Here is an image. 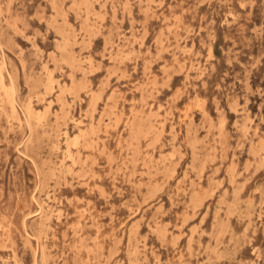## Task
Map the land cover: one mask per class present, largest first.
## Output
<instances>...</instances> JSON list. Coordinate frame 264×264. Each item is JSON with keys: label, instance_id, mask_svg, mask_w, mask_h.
Masks as SVG:
<instances>
[{"label": "rangeland", "instance_id": "1", "mask_svg": "<svg viewBox=\"0 0 264 264\" xmlns=\"http://www.w3.org/2000/svg\"><path fill=\"white\" fill-rule=\"evenodd\" d=\"M0 79V264H264V0H0Z\"/></svg>", "mask_w": 264, "mask_h": 264}, {"label": "bare ground", "instance_id": "2", "mask_svg": "<svg viewBox=\"0 0 264 264\" xmlns=\"http://www.w3.org/2000/svg\"><path fill=\"white\" fill-rule=\"evenodd\" d=\"M103 20V19H102ZM96 22V21H95ZM88 41V40H87ZM116 44V43H115ZM64 46V45H63ZM1 80V79H0ZM58 82V81H57ZM1 85H2V83H1ZM5 90V89H4ZM14 90V89H13ZM6 92V91H5ZM14 92V91H13ZM6 94V93H5ZM97 94V93H96ZM12 96V95H11ZM8 97V96H7ZM95 97V96H94ZM94 97H92V98H94ZM97 100V99H96ZM51 105V104H50ZM70 105V104H69ZM14 106V105H13ZM12 106V107H13ZM11 107V108H12ZM15 107V106H14ZM27 108L28 107H26V110H27ZM14 109V108H13ZM31 109V108H30ZM29 110V109H28ZM32 111V110H31ZM86 113V112H85ZM12 114V113H11ZM41 116V115H40ZM91 116V115H90ZM101 117V116H100ZM13 118V117H12ZM30 118V117H29ZM93 118V117H92ZM37 120V119H36ZM83 131V130H82ZM31 134V133H30ZM77 137V136H76ZM98 137V136H97ZM72 139V138H71ZM71 139H70V141H71ZM99 139V138H98ZM73 141H74V139H73ZM78 141V140H77ZM93 141V140H92ZM26 143V142H25ZM90 146V145H89ZM69 154V153H68ZM69 156V155H68ZM71 156V155H70ZM64 157V156H63ZM74 158V157H73ZM63 161V160H62ZM96 161V160H95ZM73 163V162H72ZM68 167V166H67ZM70 168V167H69ZM88 173V172H87ZM83 177H85V176H83ZM48 196V195H47ZM61 203V202H60ZM39 210V209H38ZM61 210V209H60ZM25 222V221H24ZM45 235V234H44ZM38 237V236H37ZM42 248V247H41Z\"/></svg>", "mask_w": 264, "mask_h": 264}]
</instances>
